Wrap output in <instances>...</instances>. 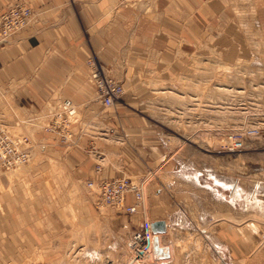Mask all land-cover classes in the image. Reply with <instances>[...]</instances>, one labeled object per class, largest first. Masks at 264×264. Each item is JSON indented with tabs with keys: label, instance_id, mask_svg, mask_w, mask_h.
I'll use <instances>...</instances> for the list:
<instances>
[{
	"label": "crops",
	"instance_id": "crops-1",
	"mask_svg": "<svg viewBox=\"0 0 264 264\" xmlns=\"http://www.w3.org/2000/svg\"><path fill=\"white\" fill-rule=\"evenodd\" d=\"M14 2L29 4L35 12L26 28L0 44V119L14 124L26 112L60 109L61 101L68 98L77 107L73 128L83 136L76 145L65 146L53 134L36 131L31 138L43 148H37L36 170L29 172L32 186L4 175L0 178V264H14L20 253L46 241L40 185L48 182V176L56 184L75 185L76 179L139 177L168 163L163 158L167 144L152 126V115L119 108L125 128L111 133L112 119L117 117L104 111L89 81L90 57L95 56L107 73L122 82L123 103L155 102L162 84L175 86L187 80L199 88V103H207L202 88L209 68L214 82L227 79L229 86L223 87L229 90L222 93V108L215 113H232L237 119L259 115L264 85L254 78L264 64L253 61L254 34L240 33L238 20L224 14L219 0H137L132 6L119 0H0V13ZM91 145L102 163L99 170L95 154L86 149ZM100 146L102 152L97 150ZM168 177L161 174L149 188L146 219L164 220L166 230L171 222L165 214L174 206L163 187ZM204 194H199L197 207L204 214L205 238L215 252L223 242L234 248L238 225L222 224L217 190L210 196L214 202L210 210L203 207ZM187 196L191 200V191ZM160 243L166 249L157 251L158 257L173 255L171 245ZM230 260L229 264L236 263Z\"/></svg>",
	"mask_w": 264,
	"mask_h": 264
},
{
	"label": "rangeland",
	"instance_id": "rangeland-1",
	"mask_svg": "<svg viewBox=\"0 0 264 264\" xmlns=\"http://www.w3.org/2000/svg\"><path fill=\"white\" fill-rule=\"evenodd\" d=\"M132 1L128 6H132L137 0ZM219 1L223 4L224 14L238 20L235 25L240 33L246 31L254 34L253 47L256 55L253 61L264 64V0ZM240 37L239 35V40ZM2 43L5 41L0 42ZM258 68L260 69L255 72L254 81L264 85V67ZM208 72L214 73L208 68L206 86L202 88L208 98L207 103H199V88L187 80L176 82L175 86L162 84L156 92L159 97L155 102L126 104L121 96L114 106L105 107L102 104L104 111H110L111 116L117 117L112 119L111 133L118 127L125 128V120L117 114L119 108L132 109L152 115V126L158 131L161 140L166 142L164 144H167L163 157L168 161L166 167L151 168L139 177L129 174L120 176L134 181L149 176L144 185L147 200L145 206L148 207L149 188L157 178L161 179V174L169 175L166 179L168 184H163V187L171 195L174 205L170 214H165L171 224L163 233L152 231V242L147 239L137 242L140 249L147 247L145 253L137 254L132 242L134 232L145 230L149 208H145L144 203L141 202L134 212L112 205L100 206L86 183L98 179H76L75 186L73 182L56 184L48 176V182L44 181L40 185L42 199L45 201L41 219L46 228L44 232L47 239L40 244L36 242V246L30 251L20 253L14 264H229L230 258L236 262L233 264H264V212L255 206L258 203L257 196L263 198L264 202V135H246L245 146L240 149L233 148L229 139L232 132L259 124L264 117V95L258 116L237 119L232 117V113H215L218 112L215 111L216 108H222L223 102L219 100L222 99V93L227 91L222 87L229 86L225 85L227 79L217 84ZM200 112H204L201 118ZM28 115L32 116L33 113L26 112L14 125L17 127L20 124L18 129L22 127L23 133L35 137L36 131L40 132V129L34 131L36 126L21 123V120L29 118ZM76 132L79 133L76 136L78 143L83 134ZM36 143L42 145L40 142ZM86 149L91 155L95 154L96 163L101 162L97 157L98 152L91 151L92 145ZM97 150L102 152L101 146ZM34 158L35 160L12 172L2 173L0 178L4 175L12 182L32 186L28 176L31 170H36L34 165L38 162V154ZM96 168L99 169L97 165ZM215 175L223 182H217L219 186L212 185L216 182ZM234 186L242 188L240 196L234 195ZM214 189L221 201L222 224L226 226L233 222L238 225V241L234 243L233 250L230 249V242H223L218 248L219 252H215L202 231L205 220L204 214L197 207L201 196L199 194L201 191L206 192L202 195L206 205L203 207L210 210L211 203H214L210 201ZM189 191L192 193L191 200L187 196ZM134 202L133 196L129 195L128 203ZM151 223L149 221L148 226L152 230ZM155 236H158V242L172 246L173 258L170 255L157 256L152 248ZM151 248L152 256L148 253ZM209 253H212L213 258Z\"/></svg>",
	"mask_w": 264,
	"mask_h": 264
},
{
	"label": "built area",
	"instance_id": "built-area-1",
	"mask_svg": "<svg viewBox=\"0 0 264 264\" xmlns=\"http://www.w3.org/2000/svg\"><path fill=\"white\" fill-rule=\"evenodd\" d=\"M119 2L121 5L128 6L133 1L119 0ZM33 16V9L24 2H15L7 6L0 13V42H7L15 33L26 28L32 21ZM87 65L90 70L89 79L96 88L101 103L105 107L114 106L115 102L124 93L122 82L115 76L107 73L95 56L87 60ZM59 106H61L60 109L44 111L42 108L34 111L27 121L38 126L39 128L37 129L56 136L58 142L62 145L76 144V136L79 133L74 131L73 124L78 120L77 107L68 98L63 99ZM39 115L44 117L45 120L41 121ZM4 121H0V173L28 164L34 159L37 148H43V145L34 142L29 134L17 132L13 128V124ZM246 135H264V117L256 127L232 132L229 135L232 147L240 149L245 146ZM96 165L99 169L102 166L101 162H97ZM148 177L146 176L137 181L128 177L101 178L89 180L86 183L95 194L100 206L112 205L118 209L134 212L137 210L139 204L143 202L142 200L145 197L144 185ZM129 195H132L135 199L134 204L128 203ZM151 232L152 230L148 226V222H146L145 230H138L132 234V242L137 254L146 252L147 247L144 246L143 249H140L137 242L144 241V239L152 242Z\"/></svg>",
	"mask_w": 264,
	"mask_h": 264
},
{
	"label": "bare ground",
	"instance_id": "bare-ground-1",
	"mask_svg": "<svg viewBox=\"0 0 264 264\" xmlns=\"http://www.w3.org/2000/svg\"><path fill=\"white\" fill-rule=\"evenodd\" d=\"M224 86V85H223ZM223 88V87H222ZM225 89V88H224ZM227 90H229L228 88H227ZM224 108V107H223ZM54 109V108H53ZM183 110V109H182ZM31 113H33V112H31ZM23 115H26V114H23ZM29 116V115H28ZM40 116V115H39ZM23 118V117H22ZM41 121H44L45 119H44V117H42V116H40V118H39ZM20 120V119H19ZM5 122V121H4ZM21 123H26V124H28V123H31V122H28L27 120H21ZM33 125V124H32ZM13 126V128L17 131V132H20V133H23V130H22V127L21 128H17V127H19V126H15L14 124L12 125ZM23 126V125H22ZM35 126V125H34ZM37 128H39L38 126H36V128H33L34 130L35 129H37ZM22 131V132H21ZM27 132V131H26ZM35 142V141H34ZM39 144V143H38ZM17 169V168H16ZM15 169H11V170H7V171H4V172H1L0 173V176L2 175V173H7V172H12V171H14ZM191 176V175H190ZM192 177V176H191ZM197 179V178H196ZM215 179H216V181L217 182H220L221 184L223 183L219 178H217L216 176H215ZM199 180V179H198ZM234 188H235V190H236V192L234 193V195H236V196H240V194H241V192L243 191L242 190V188L241 187H238V186H234ZM257 191V190H256ZM253 195L251 196L252 198L254 197V193H252ZM257 201H258V203L255 205L256 207H258L260 210H262L263 212H264V202H263V198H261L260 196H257ZM142 203H144V206L146 205V198H144L143 199V202ZM254 206V207H255ZM145 208H147L146 206H145ZM159 239L161 240V237L159 236ZM152 246H155V244L153 243V245ZM159 246L160 247H162L161 246V243L159 242ZM153 249H154V252L156 253V250H155V248L154 247H152ZM152 248L151 249H149L148 250V253L150 254V256H152ZM162 248H164V247H162ZM150 251V252H149Z\"/></svg>",
	"mask_w": 264,
	"mask_h": 264
},
{
	"label": "water",
	"instance_id": "water-1",
	"mask_svg": "<svg viewBox=\"0 0 264 264\" xmlns=\"http://www.w3.org/2000/svg\"><path fill=\"white\" fill-rule=\"evenodd\" d=\"M151 226H152V231L154 233L158 234V233H162V232L166 231V222L164 220H156V221L152 222ZM158 241H159L158 236H155L153 242L155 244L154 248H155L156 252L159 250H163V248L159 246Z\"/></svg>",
	"mask_w": 264,
	"mask_h": 264
}]
</instances>
